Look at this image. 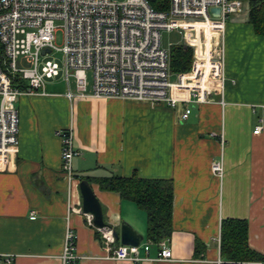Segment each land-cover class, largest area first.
Returning a JSON list of instances; mask_svg holds the SVG:
<instances>
[{
	"label": "crops",
	"instance_id": "1",
	"mask_svg": "<svg viewBox=\"0 0 264 264\" xmlns=\"http://www.w3.org/2000/svg\"><path fill=\"white\" fill-rule=\"evenodd\" d=\"M236 1L244 10L222 35L224 92L194 106L187 120L183 106L91 96L70 101L67 91L47 87L45 94L19 99V153L0 166V264L6 256L12 264H63L69 224L78 237L76 264H217L225 260V220L247 221L249 245L264 255V35L250 21L252 2L261 0ZM69 128L81 152L74 181L63 173L57 136ZM221 157L224 175L218 177L212 164ZM134 175L173 182V234L162 241L173 261L156 260L157 246L142 253L141 263L108 259L101 233L83 212L80 182L87 180L106 224L119 232L126 221L148 241L147 214L100 186L103 179Z\"/></svg>",
	"mask_w": 264,
	"mask_h": 264
},
{
	"label": "built area",
	"instance_id": "2",
	"mask_svg": "<svg viewBox=\"0 0 264 264\" xmlns=\"http://www.w3.org/2000/svg\"><path fill=\"white\" fill-rule=\"evenodd\" d=\"M156 0H0V166L16 160L19 153L20 114L23 96L45 94L46 81L62 76L72 101L89 96L98 99H133L171 109L185 108L187 120L194 106L210 103L224 92L225 59L222 35L229 20L244 7L236 0H170L167 11L154 9ZM219 9L218 17L212 9ZM204 25L197 28L196 25ZM212 31L206 38L205 28ZM64 44H55L56 32ZM179 30L184 44L194 49L191 70L174 75L170 49L162 47V33ZM190 33V34H189ZM202 35L206 39L202 49ZM214 35H217L215 37ZM62 54V66L49 57ZM89 72L92 84L89 81ZM191 75V77H188ZM75 80V90L71 88ZM175 79V81H172ZM20 80V83L17 82ZM22 85V87H21ZM91 87V90H90ZM262 127L257 128L259 134ZM62 144V168L69 181L76 180L73 129L57 132ZM218 177L224 175L221 157L212 164ZM36 218V213H31ZM92 224L93 218L87 215ZM93 225V224H92ZM108 259L141 263L153 246L156 260L173 261V252L163 242H142L138 247L117 245L114 230L98 229ZM78 237L69 224L64 242L63 264H76ZM4 257V264H12ZM217 264H264L219 260Z\"/></svg>",
	"mask_w": 264,
	"mask_h": 264
},
{
	"label": "trees",
	"instance_id": "3",
	"mask_svg": "<svg viewBox=\"0 0 264 264\" xmlns=\"http://www.w3.org/2000/svg\"><path fill=\"white\" fill-rule=\"evenodd\" d=\"M250 21L255 32L264 35V0L253 1ZM154 9L167 11L170 0H156ZM1 53V46H0ZM170 68L173 73L191 70L193 50L184 43L170 49ZM20 83V80H17ZM22 87V85H21ZM104 191L117 192L123 200L133 202L147 214V240L155 245L173 234L174 185L168 180H145L112 177L100 181ZM221 255L228 261L264 263V255L249 245V227L245 220H225L221 227Z\"/></svg>",
	"mask_w": 264,
	"mask_h": 264
},
{
	"label": "water",
	"instance_id": "4",
	"mask_svg": "<svg viewBox=\"0 0 264 264\" xmlns=\"http://www.w3.org/2000/svg\"><path fill=\"white\" fill-rule=\"evenodd\" d=\"M211 12L216 17L220 14V10L216 8L212 9ZM80 191L83 198V212L93 218V226L97 229L109 227L105 222L101 203L95 195L93 187L89 181L82 180L80 182ZM114 236L123 246L138 247L144 242V236L126 221L122 222L119 232L114 231Z\"/></svg>",
	"mask_w": 264,
	"mask_h": 264
},
{
	"label": "rangeland",
	"instance_id": "5",
	"mask_svg": "<svg viewBox=\"0 0 264 264\" xmlns=\"http://www.w3.org/2000/svg\"><path fill=\"white\" fill-rule=\"evenodd\" d=\"M114 1L118 2V3H124L127 0H114ZM201 34H202V32H201ZM204 35L206 36V38L208 40H210L212 37L211 35H208L206 32ZM183 43H184L183 34L179 30H174L172 32L165 31L162 33V47L166 50H169V49H171V47L181 45ZM55 44L60 48L64 44L63 32L61 30L56 32ZM188 47H190V46H188ZM205 48H206V39L202 35V49H203V51H205ZM192 50H193V60H194V49L192 48ZM49 60H55L60 64V66H62V54L60 52L55 53L53 56L49 57ZM193 60H192V63H193ZM191 66H192V64H191ZM178 74H180V73H174V75H178ZM88 75H89V81H90V85H91L92 84L91 73L89 72ZM172 81H175V79H172ZM46 87H47V90H51V91H59V92L68 91V85L63 80L62 76L47 80L46 81ZM71 88H72V90H75V80L74 79H71ZM90 90H91V87H90Z\"/></svg>",
	"mask_w": 264,
	"mask_h": 264
}]
</instances>
